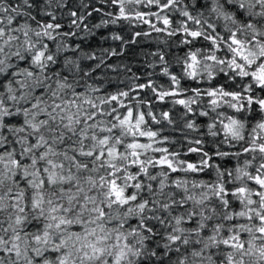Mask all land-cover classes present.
<instances>
[{
	"label": "snow or ice",
	"instance_id": "snow-or-ice-1",
	"mask_svg": "<svg viewBox=\"0 0 264 264\" xmlns=\"http://www.w3.org/2000/svg\"><path fill=\"white\" fill-rule=\"evenodd\" d=\"M0 264H264V0H0Z\"/></svg>",
	"mask_w": 264,
	"mask_h": 264
},
{
	"label": "trees",
	"instance_id": "trees-1",
	"mask_svg": "<svg viewBox=\"0 0 264 264\" xmlns=\"http://www.w3.org/2000/svg\"><path fill=\"white\" fill-rule=\"evenodd\" d=\"M96 22H99V21L97 20ZM113 32H118L124 37L125 40H129L132 38L131 37L132 29H129L126 26L124 28L111 27L108 29H101L97 31L96 36L89 37L87 40H85L82 47L86 51L95 52L97 55L101 54L102 49L118 48V46L121 45L122 42L113 41L110 38ZM152 50H155V44H151L148 41L141 40V42L136 45H125L124 46L125 55L123 57H113L108 61V63L128 65L129 67L132 68L134 72L138 71L139 73H143L146 70L144 66L145 57L147 56L149 51H152ZM147 58L151 59V57H147ZM87 63H91V62H87ZM147 71H151V69H147ZM97 75H100L101 77H103L104 71L98 70ZM120 78L123 79V77H120Z\"/></svg>",
	"mask_w": 264,
	"mask_h": 264
}]
</instances>
